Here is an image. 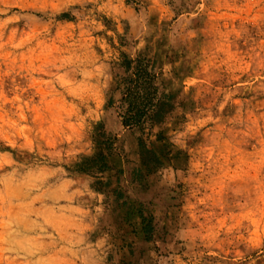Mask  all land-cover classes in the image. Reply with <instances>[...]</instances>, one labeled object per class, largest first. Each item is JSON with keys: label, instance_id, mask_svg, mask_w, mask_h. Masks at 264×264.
<instances>
[{"label": "rangeland", "instance_id": "obj_1", "mask_svg": "<svg viewBox=\"0 0 264 264\" xmlns=\"http://www.w3.org/2000/svg\"><path fill=\"white\" fill-rule=\"evenodd\" d=\"M0 264H264V0H0Z\"/></svg>", "mask_w": 264, "mask_h": 264}, {"label": "trees", "instance_id": "obj_2", "mask_svg": "<svg viewBox=\"0 0 264 264\" xmlns=\"http://www.w3.org/2000/svg\"><path fill=\"white\" fill-rule=\"evenodd\" d=\"M124 64L126 70L131 71L118 82V86L122 87V124L143 127L146 122L153 124L162 121L163 102L159 98L155 99L156 77L148 69L149 59L137 54L134 58H126Z\"/></svg>", "mask_w": 264, "mask_h": 264}]
</instances>
